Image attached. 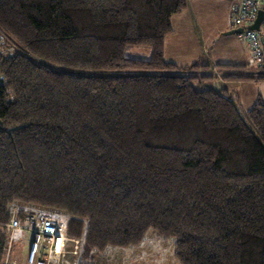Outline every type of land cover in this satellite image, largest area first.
Listing matches in <instances>:
<instances>
[{
	"label": "trees",
	"instance_id": "trees-1",
	"mask_svg": "<svg viewBox=\"0 0 264 264\" xmlns=\"http://www.w3.org/2000/svg\"><path fill=\"white\" fill-rule=\"evenodd\" d=\"M185 7L0 0V264L17 206L67 216L78 264L149 230L178 264H264V103L242 113L207 65L164 58ZM216 68L264 80V65Z\"/></svg>",
	"mask_w": 264,
	"mask_h": 264
},
{
	"label": "rangeland",
	"instance_id": "rangeland-1",
	"mask_svg": "<svg viewBox=\"0 0 264 264\" xmlns=\"http://www.w3.org/2000/svg\"><path fill=\"white\" fill-rule=\"evenodd\" d=\"M207 4H201L200 9L206 10L207 12V26H208V46L211 47V51L221 57H228L229 53L235 50L237 47H241L245 52L247 51L246 46L241 41L238 44L233 40L231 35L224 34L226 31H229L230 28V0H206ZM228 9V11H227ZM199 13V12H198ZM197 13V14H198ZM228 17V21H227ZM203 23V17L200 16ZM205 23V25H206ZM226 27V29H225ZM225 29V30H224ZM195 45V43H194ZM196 48V47H195ZM197 49V48H196ZM128 56L135 58L146 59L149 55L147 48L144 47H133L127 50ZM200 57V55H198ZM201 61L204 62L203 57L197 63L201 64ZM246 71L252 70L255 71L256 67L244 66ZM207 73V72H205ZM221 75V74H220ZM219 75V76H220ZM1 79V77H0ZM239 83V84H238ZM255 84H249V82H236L229 81L224 85V88L228 92V95L232 96L236 102V106L240 112L244 113L248 110L251 105L256 101L258 97L262 95L264 103V86L258 87L254 86ZM261 94V95H260ZM238 98V101L235 100ZM261 100V99H260ZM24 210L27 212L26 219L21 220L20 215H18L19 210ZM15 216H17L22 223V225L29 226L30 215H56L61 216L62 218L67 217L64 214L59 212L38 209V208H29V207H16L13 209ZM29 231V230H27ZM8 242L14 241L15 237L18 239L17 234L11 236L7 231ZM32 233V231H30ZM70 238V237H69ZM32 239V235L28 232H24L20 240L14 242L12 247L11 256L16 258L15 261H25L27 259V246ZM74 239V238H70ZM77 243V253L75 255L76 262L78 264L82 248H83V237L75 238ZM74 240L71 241L72 245ZM6 251L4 255V264H12L5 261ZM95 264H178L174 257V239L173 238H163L161 236H156V234L149 230L146 233L144 240L136 246L129 247H110L105 253L98 255Z\"/></svg>",
	"mask_w": 264,
	"mask_h": 264
},
{
	"label": "crops",
	"instance_id": "crops-1",
	"mask_svg": "<svg viewBox=\"0 0 264 264\" xmlns=\"http://www.w3.org/2000/svg\"><path fill=\"white\" fill-rule=\"evenodd\" d=\"M230 1L232 3L230 4L229 8H231V6L234 3H237L239 0H230ZM201 4H207L206 0H186V7L184 8V10L171 16L170 24L172 27V31L171 33H169L164 37L163 55L167 61H171L178 66H188L197 63L198 61H200L201 57H203L204 62L201 61V64L207 65L208 73L212 75L214 74V77L212 78L211 81V85L216 90L221 91L225 89L224 85L227 84V82H229L230 80H223L219 76L220 73L217 71L216 68L217 65L221 64V65L245 66L248 57V52L247 51L245 52L240 46L237 47L235 50H233L231 53H229L228 57L218 56L211 51V47L208 46L209 37L207 36L208 26L206 23L208 11L206 10L202 11L200 9ZM200 16L203 17L204 20L203 23L201 21ZM227 21H228V17H227ZM230 30H232L231 27L229 28V31ZM227 32L228 31H226L224 34L231 35L233 37V40L237 44L239 41H241L237 34H228ZM198 55H200V57ZM231 81L249 82V84H255L254 86H258V87L264 86V80H260V81L231 80ZM230 97L236 105V102L234 101L233 97L232 96ZM258 98L261 99V101H263L262 95ZM235 100L238 101V98ZM24 232H28L32 235V239L29 242V245L27 246L28 247L27 256H28L29 248L31 246V243L34 241L35 236L30 231H27V229L23 228L17 232L18 239H16L15 237L13 243L12 241L11 243L9 241L7 244V253L5 256L6 263L10 262L12 264H26L27 259L25 261L19 262V261H15L16 258H13L11 256V251L14 242L20 240ZM40 242L43 245L42 256H41L42 262H44L47 256L50 257L49 259L51 260V262L49 261L50 264H74L76 262V258H75L76 254H73L72 252L74 249V245H72L71 241H67L65 243V247L62 255H53V254L48 255L49 248L47 244L42 239H40Z\"/></svg>",
	"mask_w": 264,
	"mask_h": 264
},
{
	"label": "built area",
	"instance_id": "built-area-1",
	"mask_svg": "<svg viewBox=\"0 0 264 264\" xmlns=\"http://www.w3.org/2000/svg\"><path fill=\"white\" fill-rule=\"evenodd\" d=\"M259 11H263V16L256 29L249 26L254 23ZM231 29H241L237 33L238 37L247 48V66L259 67L264 65V0H239L230 8ZM67 217L62 218L56 215H30L29 226L22 225L19 218L12 210L10 220L6 225L11 236L25 228L32 231L35 238L29 248L26 264H50V257L41 261L43 245L40 239L47 244L49 254L62 255L65 243L73 241V254L77 253L76 239H70L66 234Z\"/></svg>",
	"mask_w": 264,
	"mask_h": 264
},
{
	"label": "water",
	"instance_id": "water-1",
	"mask_svg": "<svg viewBox=\"0 0 264 264\" xmlns=\"http://www.w3.org/2000/svg\"><path fill=\"white\" fill-rule=\"evenodd\" d=\"M262 16H263V11H259L256 20L254 21L253 24H251V25L249 26V28H251V29H256V28L258 27V23H259L260 19L262 18ZM240 31H241V29H232V30L228 31L227 33H228V34H237V33H239Z\"/></svg>",
	"mask_w": 264,
	"mask_h": 264
}]
</instances>
